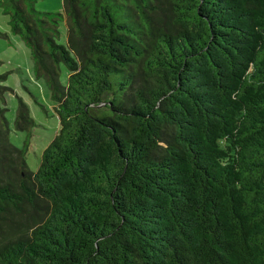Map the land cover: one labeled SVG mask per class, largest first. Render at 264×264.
<instances>
[{
    "label": "trees",
    "instance_id": "1",
    "mask_svg": "<svg viewBox=\"0 0 264 264\" xmlns=\"http://www.w3.org/2000/svg\"><path fill=\"white\" fill-rule=\"evenodd\" d=\"M36 1L0 12L59 125L31 171L0 74V264H264V0Z\"/></svg>",
    "mask_w": 264,
    "mask_h": 264
},
{
    "label": "rangeland",
    "instance_id": "2",
    "mask_svg": "<svg viewBox=\"0 0 264 264\" xmlns=\"http://www.w3.org/2000/svg\"><path fill=\"white\" fill-rule=\"evenodd\" d=\"M62 0H37L35 8L41 11H60ZM60 35L57 42L65 41L63 25L59 26ZM65 71L60 72L62 83L66 80ZM0 74H5L3 85L12 92L6 97L7 111L5 116L9 122V141L17 148H22L27 134L16 131L13 120L18 100L22 99L29 107V112L35 122L28 139V149L25 154L28 168L36 171L41 151L55 136L59 121L55 114L54 103L49 97V90L42 78H36L33 72V61L30 51L18 35L10 32L8 16L0 12Z\"/></svg>",
    "mask_w": 264,
    "mask_h": 264
}]
</instances>
